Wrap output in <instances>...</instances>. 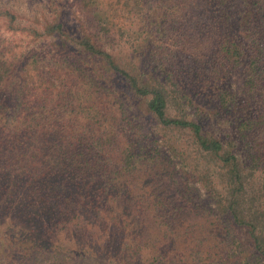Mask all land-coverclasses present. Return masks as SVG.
Wrapping results in <instances>:
<instances>
[{"label":"rangeland","instance_id":"374dc122","mask_svg":"<svg viewBox=\"0 0 264 264\" xmlns=\"http://www.w3.org/2000/svg\"><path fill=\"white\" fill-rule=\"evenodd\" d=\"M153 2L144 7V14L131 16L126 12L129 8L111 11L116 32L100 37L101 44L118 63L126 64L127 58L141 73L151 72L146 79L158 76L174 92L177 90L169 101V113L176 115V108L180 107L187 119L201 125L204 134L236 145L245 165L252 166L246 153L247 139L239 130L244 115L239 113L238 103L251 112V104L262 100L259 96L251 100L246 67H229L227 71L216 46V38L224 27H237L243 12L241 0H235L230 8L229 23H222L208 0ZM92 6H86L83 0H0V7L9 8L15 15V28H23L13 31L0 21V58L9 59L14 65L8 86L0 92L8 109L4 114L17 110L19 92L37 85V98H47L38 103L47 105L46 110L57 111L60 118L77 113L80 120L83 111L78 104H85L89 92L96 110L89 113L92 119L80 120V124L94 125L103 141L109 138L118 147L114 150L128 148L135 156H152L156 162L142 167L146 173L142 177H137V173L125 188L116 186L110 192L103 191L102 186L101 190L91 188L93 214L95 206L104 207L107 203L116 211L121 204L128 206L126 212L117 216L118 221H109L106 211L102 216L98 214L93 229L89 224L73 228L72 222L62 218L55 224L42 216H35L32 226L23 225L52 242L58 233L65 244H79L81 248L88 243L81 255L101 264H232L226 262L232 261L226 256L232 222L218 213L213 193L201 182L203 179L206 183L210 172L208 159L199 152L190 133L163 127L148 112L147 98L136 96L125 87L122 77L101 63L95 67L87 65L89 59L80 56L78 48L66 39L41 37L34 30H40L45 22L60 20L72 36L92 34L96 31L95 17L88 11ZM103 8L111 9L106 4ZM118 27L121 29L117 31ZM243 32L250 34V30ZM250 37L258 38L257 32ZM37 75L49 79L48 87L39 85ZM218 89L225 96L224 102L219 97V103L216 97ZM57 98L61 101L57 102ZM62 99H70L69 106ZM247 100H251L250 108L244 105ZM97 119L99 128L95 125ZM53 122L55 126L50 127L59 131L56 135H62L64 124ZM46 127L42 125L41 131ZM7 214L8 211L0 212V230ZM135 244L144 246L138 256ZM67 249L64 245L63 254L69 252Z\"/></svg>","mask_w":264,"mask_h":264},{"label":"trees","instance_id":"16d2710c","mask_svg":"<svg viewBox=\"0 0 264 264\" xmlns=\"http://www.w3.org/2000/svg\"><path fill=\"white\" fill-rule=\"evenodd\" d=\"M83 1L86 6L93 5L88 9L95 17L96 31L93 30L92 34L85 32L78 37L72 36L60 20L45 22L40 30H34L41 37L66 39L78 48L80 56L85 55L89 59L87 65L95 67L101 63L111 73L122 77L125 87L136 96L147 98L148 112L163 127L190 133L199 152L208 159L210 172L206 183L203 179L201 182L213 193L218 213L229 217L232 222L231 240L226 250V256L232 261L226 259V262L239 264L242 259V264H264V25L260 24H264V0H241L243 12L237 27H224L216 38L221 65H226L227 71L229 67L245 66L251 100L257 96L262 100L251 104L254 108L251 112H246L238 103L239 113L244 115L239 122V130L247 139L246 153L253 163L249 167L235 150L236 145L224 144L218 138L204 134L201 125L187 119L180 107L176 108V115L169 113V101L177 90L174 92L158 80V76L146 79L151 72L141 73L127 58L126 64L118 63L111 51L101 44L100 37L116 32L114 18L109 15L111 11L129 8L126 12L131 16L144 14V7L153 5L154 0ZM234 1L208 0L218 13L217 17L223 19L222 23H229ZM105 4L111 9H104ZM0 21L6 22L13 31H23V28H15V15L7 7H0ZM119 27L117 31L121 29ZM243 29L250 30V34L257 32L258 38L244 34ZM13 67L11 60L0 58V92L8 86ZM47 80L45 76L37 75L43 89L48 87ZM34 86L19 92L17 110L13 114H4L8 109L5 99L0 98V212L9 213L3 219L5 222H1L4 227L0 230V264H101L81 255L80 252L89 247L88 243L81 248L79 244H65L58 233L52 242L33 233L23 223L32 226L35 216H42L55 224L62 218L65 222H72L73 228L89 224L93 229L99 215L106 211L110 214L109 221H118L117 216L126 212L128 206L121 204L122 207L116 211L109 208V203L104 207L94 205L96 211L93 214L91 188L101 190L102 186L105 192L114 190L116 186L124 185L125 188L137 173V177L146 173L142 167L156 160L152 156H135L128 148L114 150L118 147L109 138L103 141L104 137L96 134L94 125L80 124V120L92 119L89 113L96 110L89 92L85 95V104H78L83 111L79 114L80 120L77 113L74 117L60 118L57 111L46 110L47 105L38 103L46 102L47 98H37ZM221 91L215 90L219 103L220 100L225 101ZM62 100H66L64 105L69 106L70 99ZM251 100L244 105L249 106ZM231 102L233 104L234 100ZM95 113L98 116V112ZM54 120L64 124L62 135H56L59 131L56 132ZM42 125L47 126L43 131L40 129ZM95 125L101 127L98 119ZM64 245L69 247L65 254L62 252ZM135 245L138 256L144 246ZM145 248L149 247L145 245Z\"/></svg>","mask_w":264,"mask_h":264}]
</instances>
